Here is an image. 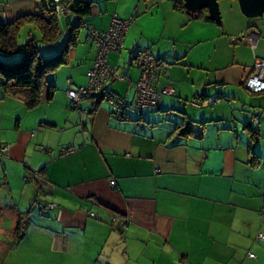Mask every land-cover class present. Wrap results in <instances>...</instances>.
I'll list each match as a JSON object with an SVG mask.
<instances>
[{
    "label": "crops",
    "instance_id": "crops-1",
    "mask_svg": "<svg viewBox=\"0 0 264 264\" xmlns=\"http://www.w3.org/2000/svg\"><path fill=\"white\" fill-rule=\"evenodd\" d=\"M80 1L90 2L84 19L100 33L114 18L134 20L121 51L107 57L123 80L106 90L128 106L116 111L90 97L69 105L65 91L85 84L97 51L81 28L67 64L48 77L52 99L18 112L11 140L0 142L9 146L0 161L4 188L16 193L0 208V264H264V92L243 86L255 59L264 60V17L246 18L236 0H218L221 25L191 18L172 0ZM36 6L0 0V24L35 15ZM76 23L69 14L53 43L38 33L34 40L54 54ZM249 28L259 33L255 49L239 40ZM142 49L170 65L155 87L174 94L139 114L133 57ZM6 100L23 104L8 96L2 106ZM30 171L39 175L30 179ZM34 202L55 208L39 212Z\"/></svg>",
    "mask_w": 264,
    "mask_h": 264
},
{
    "label": "trees",
    "instance_id": "trees-1",
    "mask_svg": "<svg viewBox=\"0 0 264 264\" xmlns=\"http://www.w3.org/2000/svg\"><path fill=\"white\" fill-rule=\"evenodd\" d=\"M172 2H173V7L176 10L185 11L183 8L182 0H172ZM61 3L65 8H68V12L66 14L59 16L54 10L51 9L52 6L55 5L54 0H36L37 14L25 15V16L19 17L9 24H0V57H5V58L10 57L18 53L20 50H22V58L18 62L5 64L0 59V90L5 94V97L9 96L11 98L21 99L23 101L24 108L29 111L39 107L42 102L44 101L47 102L52 99L53 93L55 91L54 90L55 87L54 85L49 84L48 77L51 74L55 73L58 69H60L61 67L67 64L68 51L69 49L74 48L76 46L78 32L81 28L87 31L89 40L97 48L95 59L93 60L91 67L86 71V80H87L86 86L88 85L87 73L89 70L92 69L93 64L98 58V53H99V48L96 45L95 40L93 38L94 34H98L100 37H102L106 33V32L100 33L97 30L92 29L86 24L84 18H87L90 13V9H91L90 2L80 1V0H61ZM69 14L75 15L77 23L73 27L70 26V28L68 29L69 33H67V37L65 38L64 43L62 44V46L56 53L50 54V55L45 54L44 52H42L37 41L34 39H30L23 47L19 48L18 43H17L18 35L20 31L22 30V28H25L27 26H33L39 32V35L41 36L40 37L41 42L45 44L53 43L57 38H59L61 34L60 27H59L60 20ZM189 16L191 18L203 19V20L209 21L206 19L205 11L199 12L196 15L189 14ZM110 26H111V23H110ZM250 29L255 30L257 32L258 39H259L258 31L254 28H249L247 29V31ZM124 36H123V40H124ZM144 50L148 51L156 59L157 62L162 61L161 59L154 56L147 49H142L139 51H144ZM120 51L121 49L116 52L109 51L106 54V63H107V57L109 54L119 53ZM137 52L134 54L133 61H134L136 68L139 70V73L141 74V69L138 66L137 61L135 59ZM166 64L168 65L167 68H169L170 65L168 63ZM164 71H159L155 77L153 88L157 92H160L161 90L156 89L155 87L156 81H157L158 76ZM86 86L84 85L78 86L74 89H67L65 91V96L67 100L69 101V105L71 107L76 108L79 102L87 97H90L94 100L97 99V97L95 98L94 96L88 95V96L81 98L77 104H73L68 99L67 97L68 90L77 91L79 88H84ZM45 89H46V95H44ZM257 94H260V93H257ZM162 96H166V95H162ZM122 101L124 100L116 99V101H114L113 105L117 107L116 111H123L127 108L128 105L125 103V101H124V106L122 105V103L119 104ZM160 102H161V98L156 107L142 108L141 110H136L135 103H134L133 110L139 114H141V112L144 109L156 110L159 108ZM186 133H189V132L187 131L181 132V134H186ZM255 142L256 140H254L253 145ZM2 146L3 145L0 144V161H2L5 158V152L1 151ZM254 150H255L254 146H249V165L253 168L258 169L261 166V161H260V157L255 153ZM37 175L39 174H36L35 172L30 171V174H29L30 177L28 178L34 179ZM35 203H38V202H34L31 207L33 208V210L35 209L39 212L53 210L55 208L54 205L42 204V203H39V204H41L43 208H37L34 206ZM50 205L53 207L49 209H45V207L50 206ZM28 215H29L28 212L18 215V218L16 220V225H15V241L16 242L21 240L24 236V233H25L24 231L26 230L29 224V221H30V219L28 218Z\"/></svg>",
    "mask_w": 264,
    "mask_h": 264
},
{
    "label": "built area",
    "instance_id": "built-area-1",
    "mask_svg": "<svg viewBox=\"0 0 264 264\" xmlns=\"http://www.w3.org/2000/svg\"><path fill=\"white\" fill-rule=\"evenodd\" d=\"M55 5L52 6L59 16L66 14L68 8H65L61 0H54ZM133 23L132 19L119 20L117 18L112 19L109 30L100 37L98 34H94V40L99 48L98 58L93 64L91 70L88 71V85L84 88H79L77 91L68 90L67 97L73 103L77 104L79 100L85 96L97 97L96 101L106 100L112 105L114 100L106 90V86L109 81H121L123 78L118 76L114 68H111L106 63V54L109 51H119L123 47V36L126 34L128 27ZM239 40L246 43L252 49H255L258 41V34L255 30H246ZM136 61L141 69L139 80L135 84V109L141 110L142 108H154L160 101L162 95L171 96L174 91L170 87L163 88L160 92H157L153 88L155 77L159 71H164L168 65L166 62H157L156 59L148 51L137 52ZM243 86L250 93H262L264 92V60L255 59L253 65L252 74L244 81ZM124 106V101L120 102ZM117 108V107H116ZM9 146H2L1 151L7 152ZM72 150H62L60 156H66L73 153ZM114 183L110 182L112 186ZM37 208H43L41 204L35 203ZM53 206H47L45 209L52 208ZM263 240L262 235H258L256 241ZM250 259H255L253 254H248Z\"/></svg>",
    "mask_w": 264,
    "mask_h": 264
},
{
    "label": "rangeland",
    "instance_id": "rangeland-1",
    "mask_svg": "<svg viewBox=\"0 0 264 264\" xmlns=\"http://www.w3.org/2000/svg\"><path fill=\"white\" fill-rule=\"evenodd\" d=\"M219 11H220V7H219ZM35 33L39 34V32L33 26H27L25 28H22V30L20 31V33L18 35V41H17L19 48L23 47L30 39H34ZM21 58H22V50H20L18 53L14 54L10 57H6V58L0 57L1 61L4 62L5 64L18 62L21 60ZM86 84H87V80H86L84 86H86ZM4 97H5V94L0 90V142L1 143H3V141H6L8 139L11 140L10 135L12 133H11V131H9L10 128H8V126L10 125L9 122H11V124L14 122V119L18 115V112L26 111L24 108V105L22 103L18 106L17 105H9L8 106L9 103H7L8 101L6 100L5 101L6 105L2 106L1 101L5 100ZM3 107H6V108H3ZM6 115L8 116V120L5 118ZM11 130H12V128H11ZM263 173H264V171H263ZM4 183H5V179H4V175L2 173V166L0 164V208H3L2 205L5 202H7V204H8V202L10 203V198L14 197L16 195L14 190L8 191L7 189H5ZM1 184L4 186H2ZM5 205L6 204H4V206ZM3 225H4V227L5 226L8 227L9 222L4 220Z\"/></svg>",
    "mask_w": 264,
    "mask_h": 264
},
{
    "label": "water",
    "instance_id": "water-1",
    "mask_svg": "<svg viewBox=\"0 0 264 264\" xmlns=\"http://www.w3.org/2000/svg\"><path fill=\"white\" fill-rule=\"evenodd\" d=\"M241 13L249 19L264 17V0H236ZM185 12L196 15L206 12V19L221 25L218 0H182Z\"/></svg>",
    "mask_w": 264,
    "mask_h": 264
}]
</instances>
